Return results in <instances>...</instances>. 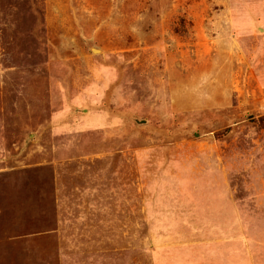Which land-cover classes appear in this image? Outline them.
Instances as JSON below:
<instances>
[{"label": "rangeland", "instance_id": "obj_1", "mask_svg": "<svg viewBox=\"0 0 264 264\" xmlns=\"http://www.w3.org/2000/svg\"><path fill=\"white\" fill-rule=\"evenodd\" d=\"M262 117L264 0H0V264H264Z\"/></svg>", "mask_w": 264, "mask_h": 264}, {"label": "trees", "instance_id": "obj_2", "mask_svg": "<svg viewBox=\"0 0 264 264\" xmlns=\"http://www.w3.org/2000/svg\"><path fill=\"white\" fill-rule=\"evenodd\" d=\"M260 121L262 122V126H264V117H262Z\"/></svg>", "mask_w": 264, "mask_h": 264}, {"label": "water", "instance_id": "obj_3", "mask_svg": "<svg viewBox=\"0 0 264 264\" xmlns=\"http://www.w3.org/2000/svg\"><path fill=\"white\" fill-rule=\"evenodd\" d=\"M93 50H94V51H98V49H97V48H93Z\"/></svg>", "mask_w": 264, "mask_h": 264}]
</instances>
